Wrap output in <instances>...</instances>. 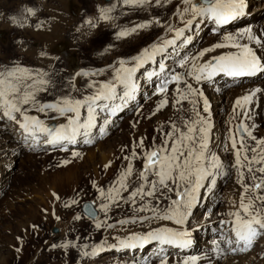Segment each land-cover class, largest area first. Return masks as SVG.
Returning a JSON list of instances; mask_svg holds the SVG:
<instances>
[{
    "label": "rangeland",
    "instance_id": "374dc122",
    "mask_svg": "<svg viewBox=\"0 0 264 264\" xmlns=\"http://www.w3.org/2000/svg\"><path fill=\"white\" fill-rule=\"evenodd\" d=\"M150 1L138 4L139 8L145 7L142 17H133L135 3L128 4L125 0H0V80H6L10 72L11 84L18 89L13 91L8 84L0 85V90L5 92L0 103L6 98L21 109V112H12L13 118L5 123L8 130L0 136V141L12 132L14 122L23 121L24 113H35L38 121H47L57 110L47 107L41 110L42 106L63 105L64 98L84 100L91 94L94 84L110 81L108 73L113 70V66H121L123 58L132 55L136 42L140 46L145 45L149 39L151 41L159 34L163 21L174 11L166 8L170 0H160V3L155 0L147 8ZM245 3L250 6L252 4L249 0ZM102 14L109 19H102ZM156 20L162 25H157L154 33L147 31L137 41L131 42L132 29H136L137 25L148 26ZM232 20L238 21L222 28L232 37L237 32L235 39L242 40V44L248 41L249 37L245 32L250 25L254 28L251 34L264 41V6L252 14L243 12ZM205 23L208 24L209 21ZM207 27L209 25L205 26ZM122 31H127L128 34L118 35ZM211 32L208 29L203 31L198 41L204 40ZM115 59L117 60L114 62ZM20 69L26 71L21 72ZM172 76L166 81L172 80ZM238 78L232 85L257 78L264 80V70ZM40 81L47 83L42 84ZM163 86L165 90L162 92L158 89L149 100V97L140 98L135 110H130L134 113L131 119L116 125L110 133L109 138L113 144V137L120 136L117 144L120 149L118 148L112 173L105 171L96 146L92 147L102 139L83 145L79 150H28L22 146L20 153L16 155H1L0 152V161L6 159L10 165V175L4 180L0 190V264H92L93 261L96 264H191L192 257L196 258L195 264H231V261L240 262L247 255L264 257V235L258 236L247 251H233L237 243L233 231L235 216L232 215L237 211L243 215L239 206L242 193L245 195V203L251 197L255 200L254 207L264 214V202L255 199L257 195L264 196V188L251 190V186L264 181V173L258 171L264 167V162L260 161V157L264 155L261 151L264 143H257L258 140L264 141V112L260 110L258 113V127L251 123L255 118L245 119L239 134L237 127L240 123L236 122L238 116L233 117L230 113V117L224 121L220 118L218 109L204 113L203 103L195 110L193 97L181 79L168 81ZM25 92L34 96L26 104L20 102ZM181 94L187 98H181ZM217 94H225L224 89L218 90ZM208 96L212 99V92ZM198 98L201 99V96ZM162 101L166 103L161 107ZM249 101L245 108L246 114L252 105V101ZM200 120L203 123H193ZM134 125L140 127L139 137L124 138V132L130 131L132 135ZM174 125L184 132H187L186 125L197 129L207 126V142L213 138V134L218 133V142L223 140L226 144L222 148L217 142L215 146L209 143L205 150V166L213 158L220 165L208 169L210 175L206 178H214L217 189L216 201L208 209L209 214L205 219L206 223L208 219H213L211 223L214 222V225L220 220V229L214 230H219V234L211 232L213 235L204 239L208 242L198 247L200 238L190 242L194 248L191 251L186 249V253L176 256L166 254L139 263L131 254L114 250L111 237L116 233L109 236L108 230L120 225L117 222L120 218H130V224H137L145 219L143 217L160 218L174 207L172 201L178 198H173V186L176 187L174 183L169 185L171 191L163 190V186L157 183L153 195L138 194L131 197V193L141 185L145 191L152 190V182L157 177L151 171L147 173V180L140 177V172L144 170L145 155L163 146L166 140L170 150L173 139L178 135L174 131ZM49 126L50 124L46 128L51 129ZM169 132L173 135L168 136ZM195 135L198 144L200 133L197 131ZM233 141L236 143L235 149ZM5 143L2 142V146ZM241 143L244 145L243 151H240ZM90 146L93 159L90 158ZM252 149L256 151L253 152ZM88 150L90 153L87 154ZM237 151H240V166H236ZM245 155L248 160L244 159ZM253 157L255 162L250 163ZM129 165L131 174L126 175ZM249 167L251 172L248 171ZM190 180L192 184L187 181L179 183L181 193L195 184V176L190 177ZM60 184L62 185L59 186ZM122 184L126 187H122ZM243 185L249 186V191L245 192ZM201 189L205 190L203 187ZM201 194L202 192L198 194L194 202L195 209L187 217L188 224L194 223L193 215L203 208ZM53 200L55 203H50ZM85 201L93 204L98 220L91 219L82 212L81 206ZM124 236L127 237V233ZM209 245L212 247L209 248ZM149 247L148 245L143 250ZM94 250H100L95 257ZM105 252L110 253L111 258L99 262V256Z\"/></svg>",
    "mask_w": 264,
    "mask_h": 264
},
{
    "label": "bare ground",
    "instance_id": "6f19581e",
    "mask_svg": "<svg viewBox=\"0 0 264 264\" xmlns=\"http://www.w3.org/2000/svg\"><path fill=\"white\" fill-rule=\"evenodd\" d=\"M249 1L252 3L251 6L246 4L245 3L246 0H244L245 6L243 12L252 14V12L255 11L257 12L259 8L264 6V0H249ZM154 3L155 0H151L149 3V7L147 8H150V6L153 5ZM202 3L203 0H190V4H186L185 0H170L169 2H167L168 7L166 8L173 9L174 11L168 19L163 21L164 23L161 32L155 35L151 39V41L149 39V41L145 45L140 46L139 43L136 42V47L134 49V52L131 51L132 55L130 54L131 55V56L129 55L130 57L128 56L126 58H123L124 61L123 67L134 69V71L131 73V78L128 81V83L126 84L120 83L119 80L117 79V76L120 74L119 70H121L122 65L121 66L116 65L113 66V68L111 67L113 70H111L110 73H108L110 74V79H109L110 81L107 80V82H104L103 84H109V83L114 84L115 85L114 92L109 96V98L107 99L102 98L101 100L96 101L95 104H93L94 111L92 113H89L87 105L84 106L82 105L79 108V118L76 121V124L72 125L68 129L69 132H71L72 127L76 129L74 139L71 142L64 140L56 143H48L51 137L48 135L47 132H41L36 125L32 124L30 121H25L24 118L21 117L23 121L21 120L22 121L21 123L14 122L15 124L12 129V132L9 134L8 137L4 138V140L0 141L1 155L9 154L8 156H11V155L19 154L22 146L25 149L27 148L28 150H34L36 148H43L45 150H50V149L79 150V148L83 145H90L91 143L93 144L97 140L102 139L92 147L96 146V149L98 150L97 155L101 163L103 164L104 169H106L105 171L107 173H112L116 165V158L118 157V153H119L118 150L120 149V147L117 146V144H119L118 138H120V136L117 135L116 137H113V139L115 138V142H114L115 144H113V142H111L109 138L110 133L114 130L115 127H117L116 125L120 124L123 121L127 122L128 119L129 120L131 119L134 113H132L130 110L134 109V107L138 105L137 103L139 102L138 100L140 98L149 97L147 98V100H149L152 97V95H155L157 93V90L161 89L166 82L172 81V80L166 81L167 79H170L172 75H177V74H179L182 77L181 80L183 81L185 87L188 84H191L192 88L197 90L194 94L190 92L191 96L193 97L192 100L194 101L195 110L201 105V103H203V105L205 104V108H207V110H205L204 113H211L213 110L218 109L220 110L219 115H221L220 118L222 120L226 121L227 120L226 118L230 117L229 115L232 114L233 117L238 116L236 122L240 123V125L244 124L243 121L245 119L252 120V118H255L254 122L252 121L251 123H254L258 127V123H259L258 113L260 112V110L261 112H264V102H263L264 80L263 79L257 78L256 80H246L239 85H232V83L234 81L239 80V78L229 76L226 73H217L214 76H212L210 79H202L200 81L195 80L194 76L186 75V73L193 68V65H195L198 68L202 64L213 62L214 57L227 56L230 54H239L241 49L234 46L237 44L239 45L247 44L249 47H251L254 50V52L257 54L258 58L260 59L261 65H264L263 40L258 44L256 43L257 37H254L251 34L253 39L248 38V41L242 44V40L235 39L237 32L233 34L234 37L233 40H225L224 39L225 36H230V34L228 31L223 29L224 28L223 25L216 24L214 20L208 18L207 16H197L195 19H192L191 12L183 11L185 7H190L192 4H202ZM134 6H135L134 11H132L133 17L136 16L142 17L145 7L142 6V8H139L138 4L136 3L134 4ZM127 9L129 10V8ZM189 19H192V24L186 26L187 21ZM206 21H209V23L206 24L205 23ZM236 21L230 20L229 22L234 23ZM160 24L162 25V23H160L159 20H156L155 23H150V25L148 26L137 27L135 31H133L132 34L133 37H130L131 42L137 41L144 33L146 34L147 31L154 33L156 26ZM208 25L209 28L208 27L205 28V26ZM207 29L212 31L211 32L212 34L208 35V37H206L204 40L201 39L200 41H198V38L200 37L201 33ZM178 30H182V34L177 35ZM248 30H251L252 33L254 28L251 25L247 26L245 33L249 37ZM167 41H174V43L169 44L167 43ZM216 44H222L224 45V47L216 48L214 47V45ZM133 46H135V44H133ZM206 49H211V50L205 51ZM201 53H203V55H200ZM117 59H115L114 62ZM181 62H183V66H181ZM174 72L176 74H174ZM11 80L12 79L10 75H8L7 79L5 80L6 81L5 84H7V82L11 83ZM101 85H102L101 82L94 84L93 90L91 91V94L89 96H93L98 92H100ZM133 85L134 87H132ZM147 85L148 87H146ZM222 89H224L225 94L220 96L219 94H217V92L218 90H222ZM210 92H212L213 95V98L211 97L212 99H210L208 96ZM126 93H130V95H125ZM198 96H201V99H199ZM244 96H250L249 100L252 101V105H250L247 114L245 113L247 102L243 101L242 99ZM228 97H230V100H228ZM237 100L241 101L239 105H237ZM6 110L7 109L3 105V101H2V103H0V136H2V134L8 130L5 123L11 120V118L4 115V112ZM127 111L128 113L126 114ZM194 114H196V111ZM23 116L36 117L35 113L29 114V112L24 113ZM90 116L92 117L91 125L88 127H81L82 125H86L88 123ZM207 117L209 119L212 118L211 116H207ZM70 118L75 119L76 113L66 112L64 114H61L60 112L57 111L55 114L51 115L47 119V121L44 122L41 121V122H43L44 127H47L48 124L50 125L53 124L54 127H52L51 129L54 130L60 127L61 125L68 126ZM25 123L28 124L27 130L21 127V124H25ZM209 128L212 131L211 129L212 127L209 126ZM140 132H141L140 127L134 125L132 129V135H130V131H127L123 133V136L124 138L125 137L127 138L129 136L139 137ZM217 135L219 134L218 133H215V135L213 134V138H210L208 140V144L210 143V145L215 146L214 144L217 142L219 143L218 145L224 148L226 144H224L223 140H220V142H218L219 137ZM207 138H209V136H207ZM116 141L118 143H116ZM2 142H6V143L2 146ZM92 147L91 146L88 147V149L91 151V155H90L91 159H93L94 157L93 150L91 149ZM89 150L87 154L90 153ZM105 165H107V167H105ZM9 166L10 165L6 161V159L0 161V190L2 188V185H4L3 184L4 180L10 175ZM67 181H69V179H67ZM179 183L180 182H178V184ZM171 184L172 181L170 180V182H168V188L172 186ZM61 185L62 184H60L59 186ZM179 187H177V184L176 187L175 185L173 186L174 199L177 198V194H176L177 191L181 189ZM202 187L205 188V190L201 189ZM163 188H164L163 190L168 189L165 187ZM216 189L217 188L215 185L214 178L205 177L201 181L200 187L195 192V199L192 202V206L190 208H186L185 211L186 218L184 219V222L182 224H177L174 219H163L161 217L154 218V216L143 217L145 219L142 218L143 219L142 222L137 224H130V222H128V220L130 221V218H120L117 221L118 223H120V225H115L112 229L108 230L109 236L112 235L113 233H116V235H113L111 237V240L113 241L111 245L113 246V248H115L114 250L118 249L121 251H125L129 255L131 254L133 259H136L137 262L139 263H144L150 258H155L162 255L166 256V254L169 255L171 254L173 256L174 255L176 256L178 254L180 255V253H186L187 252V251L185 252L186 249H189L190 251L193 250L194 247L190 245V242H193L194 240L200 238L201 240H200V244L197 245L198 247L201 244L206 243L207 240L206 241L204 240L206 237L213 235V233L211 232H215V233L218 232L219 234V230L217 231L214 230L220 229L218 228L219 227L218 225L220 224V220L217 223H215L216 226L214 225V222L211 223L212 221H214L213 219H208L207 223L205 220L207 218L206 216L209 214L208 209L216 201ZM201 192H202L201 194L202 197L200 201H202L204 204L203 208L197 210V212H195L196 215H193L194 223L188 224L187 217L191 215L190 214L191 210L195 209L193 208L194 202L196 201L198 194ZM46 194L49 195V193ZM50 203L54 204L55 201L54 200L50 201ZM202 210L204 212L201 213ZM201 214L202 217L198 218V216H201ZM97 216L94 218V220L99 219ZM49 217H51V215ZM209 220L210 222H208ZM160 228H166V229H171L175 232L186 233V235L182 237V239L188 240L189 244L186 247H181L179 246V244H161L157 240L143 239L144 237H147V234L149 232H152ZM120 233L121 236L119 237L118 235H120ZM124 233H127V237L124 236ZM234 240L236 242L237 240L236 235H234ZM21 245L23 246V243H21ZM148 245L150 246L149 249L143 250L144 248H147ZM210 247L212 246L209 245V248ZM239 247H243L242 241L240 242ZM236 248H238L237 244L235 245L234 249ZM97 251L100 250H94L93 252L94 257L96 256ZM237 251L239 250H236L234 252ZM18 253L20 252L18 251ZM99 258H98L99 262L100 260H104V259L109 260L111 258V254L105 252L101 254ZM231 262H230L231 264H264V257L260 258L253 255H247L238 263H235L233 261ZM92 264H96V263L93 261Z\"/></svg>",
    "mask_w": 264,
    "mask_h": 264
},
{
    "label": "snow or ice",
    "instance_id": "6c2138e0",
    "mask_svg": "<svg viewBox=\"0 0 264 264\" xmlns=\"http://www.w3.org/2000/svg\"><path fill=\"white\" fill-rule=\"evenodd\" d=\"M126 3H136L143 4L146 3L147 0H125ZM157 3H160V0H156ZM186 4H190V0H185ZM244 0H203L202 4H192L190 7H185L184 12H191L192 19H195L197 16H207L208 18L214 20V22L218 25L226 24L228 21L234 19L235 17L241 15L244 10ZM102 19H109L107 15L102 14ZM192 19L187 21V25L192 24ZM158 22V21H157ZM146 25H137V27H145ZM135 31V29H132ZM127 31H122L118 33V35L124 36L127 35ZM182 34V30L177 31V35ZM249 39H253L251 35V30H248ZM225 40H233L232 36H225ZM260 39L256 38V43H260ZM167 43L171 44L174 41H167ZM241 49L239 54H230L227 56H218L213 58V62H208L200 65L198 68L193 65V68L189 70L186 75L194 76L195 80L200 81L202 79H210L217 73H226L232 77L244 76V75H253L259 71L264 70V66L261 65V61L258 58L257 54L254 50L249 47L247 44L244 45H234ZM216 48L224 47L222 44L214 45ZM211 49H206L205 51H210ZM200 55H203L201 53ZM122 65L121 70H119L120 74L117 76V79L120 83H128L131 78V73L134 69L124 68V61L120 62ZM181 66H183V62H181ZM19 71L23 72L26 70L20 69ZM86 74V73H85ZM12 75V73H9ZM182 77L177 74L172 76V80L179 81ZM5 80H0V85L5 84ZM40 83H47L46 81H40ZM8 87L13 91H17L16 86L12 85L10 82H7ZM91 86V85H90ZM134 87V85L132 86ZM188 90L191 93H195L197 90L192 88L191 84L187 85ZM115 85L114 84H102L101 91L93 96H87L84 100H71L69 98H64L63 106L57 104H49L42 106L41 110L44 107L53 108L64 114L66 112H75L76 118L69 119V125H61L60 127L52 130L43 126V124L36 119V117L24 116L25 121H30L32 124L36 125L41 132H47L51 139L48 143H56L59 141L67 140L71 142L74 139L76 129L74 127L71 128V132H69V128L76 124V121L79 118V108L82 105H87L89 113L94 111L93 104L96 101L109 98V96L114 92ZM165 89L162 87L160 91H164ZM125 95H130V93H126ZM5 97V92L0 90V98ZM181 98L186 99L187 97L181 94ZM29 99H34L32 93L25 92L23 97L21 98V103H28ZM243 101L247 102L250 99V96H244ZM166 101L161 102V107ZM241 103L240 100H237V105ZM3 104L7 109L4 112L5 116L9 118H13L11 113L21 112V109L17 107L16 103L11 100L3 99ZM207 110V108H205ZM199 116V113H197ZM92 117H89V121L86 125H82L81 127H88L91 125ZM203 123L202 120L193 122V123ZM22 128L27 130L28 124H21ZM187 132L182 131L173 126L174 131L178 133L177 137L173 139L170 150L168 146V141L164 142V145L159 147L157 150L149 151L145 155L144 160V170L140 172V177L142 179L147 180V173L152 172L153 175L157 177L156 181L152 182V190L145 191L143 185L140 188L136 189L131 193V197H135L136 195H153L155 191L156 184L159 183L161 186L168 188V181L171 180L172 183L177 184L178 182L187 181L188 184H192L190 177L195 176V184L192 187H188L185 189L184 193L177 191V199L172 201V205L174 207L168 210V214H165L161 218L163 219H174L177 224H182L184 219L186 218V214L184 208H190L192 206V202L195 199V192L200 187L201 181L210 175L208 171L209 168H217L220 167L219 163L212 159V162L205 166V161L207 157L205 156V150L208 147L207 142V126L200 127L199 129L186 125ZM243 127V125H241ZM200 133L199 143L197 144L196 132ZM168 136H172L173 133H167ZM251 135V133H249ZM255 139V137H253ZM142 143V142H141ZM258 144L264 143V141H257ZM233 148H236V143L233 141ZM244 145L241 143L240 151H243ZM240 151L236 152V166L241 165ZM253 152L256 149H252ZM264 152V149L261 150ZM135 154V153H134ZM74 155H76L74 153ZM245 160L249 158L245 155ZM260 161L264 162V155L260 157ZM251 162H255V157L252 158ZM67 163V161H65ZM107 167V165H105ZM248 171L251 172V167L248 168ZM259 172L264 173V167L258 169ZM131 174V165L127 170L126 175ZM241 180L243 179V173H240ZM255 179V177H253ZM122 187H126L125 185H121ZM245 192L249 191V186L243 185ZM264 188V181L257 183L251 186V190L255 191L256 189ZM171 191V188H168ZM187 196V199L185 197ZM256 200H260L264 202V196L257 195L255 197ZM133 203L135 200L133 199ZM255 200L251 197L248 198V202L245 203V195L241 194V203L240 209L243 212L241 215L240 211L236 213H232L235 216V221L233 222V231L237 237L236 243L238 248L233 249V251H247L255 241L258 236L264 235V214L261 213L259 208H255ZM99 227V225H97ZM186 233L175 232L171 229L160 228L149 232L147 237L143 239H153L159 241L161 244H179L181 247H186L189 244L188 240L182 239ZM243 242V247H239L240 242ZM231 243V241H229ZM195 257L191 258V264H195ZM187 264V262H186Z\"/></svg>",
    "mask_w": 264,
    "mask_h": 264
},
{
    "label": "water",
    "instance_id": "95a60500",
    "mask_svg": "<svg viewBox=\"0 0 264 264\" xmlns=\"http://www.w3.org/2000/svg\"><path fill=\"white\" fill-rule=\"evenodd\" d=\"M109 1V0H107ZM51 128L53 125L50 126ZM237 132L240 134L241 133V128L240 126L237 127ZM82 212L88 216L89 218L94 219L97 216V210L94 208L93 204L90 201H85L82 206H81Z\"/></svg>",
    "mask_w": 264,
    "mask_h": 264
}]
</instances>
